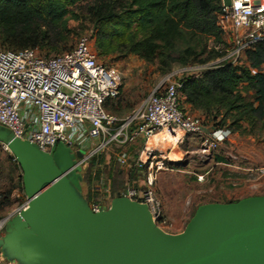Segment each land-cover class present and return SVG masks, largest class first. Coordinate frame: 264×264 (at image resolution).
<instances>
[{
	"label": "built area",
	"instance_id": "2783aa9c",
	"mask_svg": "<svg viewBox=\"0 0 264 264\" xmlns=\"http://www.w3.org/2000/svg\"><path fill=\"white\" fill-rule=\"evenodd\" d=\"M219 2L222 57L205 65L173 69L125 118L107 112L119 94L120 77L97 58L90 39L80 38L72 50L57 56H40L31 49L0 50V126L44 153L58 144L72 154L81 152L75 167L82 168L109 146H116V163L126 173V184L111 198L119 195L144 204L153 223L165 231L167 220L157 193L158 174L183 167V153L187 154L186 148L194 138L205 140L206 151H210L228 134L185 111L183 80L197 78L218 65L239 66L246 51L264 44V0ZM136 144L139 149L133 154L129 148ZM0 148L8 151L4 145ZM131 173L134 177L129 179ZM25 205L26 201L0 220V236L7 220ZM89 205L94 212L105 208L92 199ZM4 261L0 254V262Z\"/></svg>",
	"mask_w": 264,
	"mask_h": 264
},
{
	"label": "water",
	"instance_id": "95a60500",
	"mask_svg": "<svg viewBox=\"0 0 264 264\" xmlns=\"http://www.w3.org/2000/svg\"><path fill=\"white\" fill-rule=\"evenodd\" d=\"M21 171L26 205L6 222L0 254L16 264H264V196L199 206L167 233L144 204L117 195L92 211L81 192V152L49 153L0 126Z\"/></svg>",
	"mask_w": 264,
	"mask_h": 264
},
{
	"label": "trees",
	"instance_id": "16d2710c",
	"mask_svg": "<svg viewBox=\"0 0 264 264\" xmlns=\"http://www.w3.org/2000/svg\"><path fill=\"white\" fill-rule=\"evenodd\" d=\"M82 3L86 5L81 18L92 28V51L100 61L136 56L165 76L175 68L205 65L222 57L219 0H0V50L31 49L51 56L69 52L67 21L81 19L70 10ZM244 57L247 66L218 65L197 78H185L182 95L184 104L215 128L240 131L241 123H246L254 134L257 127L264 130V73L260 71L264 44L255 45ZM240 86L254 93V102L245 100ZM227 123L229 128H224ZM9 161L13 170L19 169L12 156ZM115 177L112 195L126 184L120 171ZM133 177L131 173L129 179ZM83 179L89 186V175ZM12 189L23 193L21 175ZM11 195L12 190L0 194V215L11 207ZM84 198L90 204V190Z\"/></svg>",
	"mask_w": 264,
	"mask_h": 264
},
{
	"label": "rangeland",
	"instance_id": "374dc122",
	"mask_svg": "<svg viewBox=\"0 0 264 264\" xmlns=\"http://www.w3.org/2000/svg\"><path fill=\"white\" fill-rule=\"evenodd\" d=\"M223 1L225 4L230 2ZM85 5L79 4L70 12L81 18ZM67 27L70 30L67 50H72L80 38L90 39L92 28L82 18L78 21L69 19ZM37 52L40 56L54 55L45 51ZM101 62L116 70L120 77L119 94L107 109L109 114L112 108L115 109L116 113L113 114L118 118L131 115L163 77L156 66L146 64L136 56H110L101 59ZM240 65L247 66L244 60ZM260 71L264 73V67ZM239 91L246 101L254 102L255 95L252 91L244 86H240ZM183 106L186 112L197 115L206 122L203 116L191 111L184 101ZM217 121H220L219 117ZM224 128H229V123ZM255 130L254 134H250L246 123H241L240 131L228 130L225 141L210 151H206L205 140L194 138L186 148L187 154L183 153V167L158 174L157 193L167 220V233H180L201 205L228 204L244 198L264 196V130H259V127ZM118 151L116 146H109L102 155L113 157ZM9 156L11 154L8 151L0 149V194L12 190V205L0 215V220L26 201L23 193L12 189L21 171L13 170ZM105 168L99 156L82 166L81 177L89 175L91 182L87 186L83 179L81 192L86 197L90 190L93 202L104 203L106 192L111 191L113 178H116L115 174L110 177ZM199 177L202 179L199 180ZM114 185L116 188L119 184L116 181Z\"/></svg>",
	"mask_w": 264,
	"mask_h": 264
},
{
	"label": "crops",
	"instance_id": "0c3cea01",
	"mask_svg": "<svg viewBox=\"0 0 264 264\" xmlns=\"http://www.w3.org/2000/svg\"><path fill=\"white\" fill-rule=\"evenodd\" d=\"M196 113V112H195ZM198 114V113H197ZM194 115V114H193ZM197 116V115H196ZM221 145V144H220ZM131 151H132V153L134 154V153H136L137 152V150L139 149V144H136V145H134V146H132V147H130L129 148ZM118 153H119V151H118ZM117 153V154H118ZM117 154L116 155H113V157H108V155L107 154H105V155H102V154H100L99 155V157H100V162L101 163H103V166L104 167H106L105 169H107L108 170V174H109V176L110 177H113L114 176V174H116L117 173V171H120L121 173H122V175H123V177L124 178H126V173H124V172H122L121 170H119V168H118V165H117V163H116V156H117ZM108 189H110V187L108 186ZM108 191H110V190H107V194H106V198H105V201H104V203H102V202H99L100 204H101V206L103 207V206H107L109 203H110V201H111V191L110 192H108ZM110 198V199H109ZM104 204H106V205H104Z\"/></svg>",
	"mask_w": 264,
	"mask_h": 264
},
{
	"label": "flooded vegetation",
	"instance_id": "af4514ba",
	"mask_svg": "<svg viewBox=\"0 0 264 264\" xmlns=\"http://www.w3.org/2000/svg\"><path fill=\"white\" fill-rule=\"evenodd\" d=\"M3 234H4V232H3ZM3 234H2V235H3Z\"/></svg>",
	"mask_w": 264,
	"mask_h": 264
}]
</instances>
